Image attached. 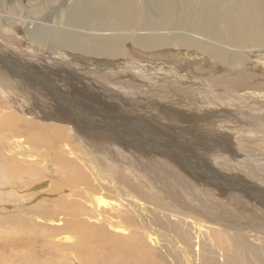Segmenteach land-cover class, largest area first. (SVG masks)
I'll return each mask as SVG.
<instances>
[{"label":"bare ground","instance_id":"bare-ground-1","mask_svg":"<svg viewBox=\"0 0 264 264\" xmlns=\"http://www.w3.org/2000/svg\"><path fill=\"white\" fill-rule=\"evenodd\" d=\"M35 1L32 8L28 10L32 15L43 13L47 0ZM62 21L61 23L76 28L78 33L49 29L47 37L52 44L97 58H108L113 66H110L112 68L111 75L116 77L132 75L135 77L137 74L140 78L150 79L153 73L154 79L156 77L158 80L155 75L162 73L170 75V78L177 81L189 95H201L202 97L195 99L198 102L214 101L213 96L216 95L218 88V91L223 89V93L233 95L242 101L245 99L246 109L264 111V0H81L66 10ZM38 24L34 30L28 32L37 43H39V39L44 41L39 37ZM171 46L184 52L171 55V57L164 56L162 49L165 50ZM35 59L16 53V50H13L7 43L0 42V149L6 152L0 153V181L6 179V183H10L12 177L20 179L18 186L12 184L7 187L0 183V216L5 212H13V209L16 208L12 207L19 206L27 212V221H33L43 226L40 229L47 230L51 227L49 218H54L57 215L60 220L55 222L57 227H53V229L65 230L75 223L82 226V237L86 235V232L87 234L94 233L86 224L89 219L98 218L101 222L97 225L104 234L100 241L106 245L88 248L91 258L97 264H170L168 259L164 258L162 250L152 247L146 242L144 234L145 211L148 210V206L157 210V207L163 208L167 205V208L176 212L178 210L179 213L187 210V213L196 214L189 218L192 219V223L196 222L195 225L198 223L199 228H197L203 229L204 234L202 235H205L209 240L208 244H204V250L219 255L220 260L214 256L216 259L214 264H264V245L252 242L244 236L243 232H239V236L243 239L242 243H237L230 238L229 231L234 227L239 228L240 223L243 225L252 223L251 226H254L252 232L264 235V219L262 218L264 214L253 206L249 208L246 204L250 202L243 199L245 201V205H241L243 218H238L232 216V213H228L229 210L213 199L210 203L214 206L207 205L206 199L208 198L200 197L194 186L191 188L192 192L201 198L199 207H194L189 203L187 205L181 196V202H179L178 195H176L177 200L174 199V202L167 203L164 198L166 200L172 198V194L174 195L175 192L173 193V189L166 188V186H159L157 193L143 197V190L139 189V185L143 184L142 181L138 177L135 184L130 175L140 177L143 173L152 175L154 171H157L154 170L156 166L151 165L147 170V168L142 169L143 165L141 166L137 159L138 163L137 161L135 163L138 166H134L133 161L130 163L128 160H131L132 157L128 155L130 152L126 155L123 153L127 149L123 141L119 148L123 149V152L120 153H105L103 151L98 154L84 153L85 149L73 147L72 144L75 142L81 144L82 147L86 143L93 145L89 139L82 137V130L85 127L90 131H95L94 127L98 128L99 123L77 118L78 101H82V105H86L90 104L91 100L83 97V99L74 101L66 93H62L59 90L60 86L69 90L72 96V92L75 90H78L82 95L84 91L81 92L78 84L72 81L75 76L68 71L63 76L64 70L62 71V69L59 75L56 73L57 70H49L44 71L45 74L41 77L43 70L40 68L46 66L43 64L37 68V65L33 64ZM78 60L76 58L74 62L81 70L87 66L89 70L99 67L97 71L100 72L109 66V63L108 65L102 63L98 66L97 61L92 65H84ZM252 68L255 71H252ZM53 76L57 80H65L67 83H61L62 85L59 86ZM137 78H133L132 81ZM133 83L126 80L128 87H135V83ZM50 92L54 93L50 94ZM173 95L174 93L166 97L169 96L168 98L172 100ZM250 104L253 106L251 107ZM27 107L31 111H36L37 116L41 119L30 118L22 114L30 112ZM57 115L63 117L60 119L67 120L66 125L53 122L54 119H57L55 117ZM48 117L53 120H49ZM80 117L82 116L80 115ZM115 132L118 139L122 137L127 139L123 136L126 133L133 135L129 129L125 134H123V130ZM88 136H90L89 133ZM135 136L140 138L139 135ZM103 138L109 141L108 137ZM212 138L215 139V137ZM141 141L145 143L138 145L130 143L129 147L138 151L147 145L150 147L147 150L152 152L157 149L159 152L171 149L167 150L170 153L161 151L168 158L171 154L173 155L175 150L167 145L165 147L158 146L160 142L154 139L143 140L141 138ZM147 141L155 143H147ZM116 143L118 142H114V144ZM114 144H110L111 151L116 149L112 147ZM119 144L121 145V143ZM93 146L96 147V145ZM45 147L48 152L55 153L52 157L59 168L57 176L51 180L62 182L61 185L53 188L58 192V196L53 199L52 207L48 206V196H46L48 195L47 181L41 182L46 176L40 172H33L46 169V157L49 156L45 155ZM76 151L84 154H77ZM132 153L134 154V152ZM27 157L33 159L28 160ZM168 158L166 159L172 160V158ZM255 161L257 162V159ZM188 162L185 165L189 166ZM51 163L47 166L48 170H50ZM215 168L213 164H209L207 169L197 167V172L204 170L207 173L203 171L201 176L195 175L196 180L204 179L205 182L211 181L222 186L219 183L221 174ZM162 169L164 168L162 167ZM53 170L51 169L49 172L51 173ZM65 174L66 177L63 178L62 176ZM158 178L162 180L159 176ZM30 179L33 183H30ZM69 186H73V188L69 189L70 193L67 195L66 188ZM229 186L240 192L233 184ZM28 187L29 189H27ZM225 188L227 187L225 186ZM106 191L113 197L119 198L114 200L103 197ZM246 192L245 189L244 193ZM133 193L140 199L132 200ZM158 193L162 194L160 195L163 199L158 197ZM97 196L99 197L96 198L94 204L93 198ZM143 198L145 199L143 200ZM33 200L35 201L33 202ZM30 201L33 203H29ZM239 202L243 204L242 199H239ZM12 203L14 204L12 205ZM192 207L194 208L192 209ZM214 210L216 212H213ZM175 228L181 231L177 224ZM223 235H226L229 241L222 238ZM154 238L157 243L153 242ZM57 239L61 246H69L70 243H73V235L69 232L61 233ZM148 239L153 242V246L163 247L159 237L150 235ZM159 243L161 246L158 245ZM99 249H102L100 251L102 256L94 257L93 253ZM196 249L199 248L196 247ZM180 261H178L179 264ZM88 262L83 261V264H88Z\"/></svg>","mask_w":264,"mask_h":264},{"label":"rangeland","instance_id":"rangeland-1","mask_svg":"<svg viewBox=\"0 0 264 264\" xmlns=\"http://www.w3.org/2000/svg\"><path fill=\"white\" fill-rule=\"evenodd\" d=\"M34 1L0 0V42L3 44L7 43V45L12 47L13 50H16V53L18 52L27 57L29 56V58L35 59L36 57H40L36 58L33 64H36L37 68L41 67L43 64V66H46L40 68L43 70L41 77L44 76V71L47 72L49 70H57L56 73L59 75L61 69L62 71L64 70L62 73L63 76L66 75L67 71L75 76L72 78V81L78 84L81 92L84 91L83 95L79 94L78 90L72 92L73 96L70 95L69 90L60 86L62 85L61 83L65 84L67 81H59L55 76H53V79L59 84V90L73 98L74 101L83 99V97L89 98V100H91L90 104L82 105V101H78L79 111L77 118L80 120L86 119L87 121H97L99 125L98 128L94 127L95 131H90L84 127L82 130L83 133L81 134L83 138L89 139L93 145H96V147L88 145L86 141V144H84L85 146H83L84 148L81 144H78V142L73 143V147H80L83 150L85 149L84 153L98 154L102 153V151L105 153H120L123 152V149L121 150L119 148H121L122 143L124 142L127 149L124 150L123 153L126 155L130 152L128 155L133 159L130 158L131 160H128L130 163L131 161L135 163L138 160L141 163V166L143 165L142 169L147 168L148 170L150 166L153 165L156 166L154 170H157L158 172L161 170L159 173L154 171L152 174L153 176L151 174L143 173L141 177L137 175L136 177L135 175L127 173L133 178L135 184L138 177V179L142 181L141 183L143 184L139 185V189L143 190V197L157 193L159 186H166V188L173 189V193L175 192L174 195L172 194V198L167 200L164 198L167 203L170 201L174 202V199L177 200L176 195H178L179 202H181V196L182 199L186 201L187 205L189 203L194 207H199L200 205L198 204L201 199L200 197L208 198L206 199L207 205L214 206L210 203L213 199L215 202L222 204L227 210H229L228 213H232V216L243 218V207H241V205L244 206L246 201L248 203L250 202L249 204H246L249 208L253 206L264 214V208H262L264 207V111L258 112L255 110H248L244 105L246 104V102H244L246 101L245 99L242 101L240 98L233 95L230 96L223 93V89L218 91V88L216 95L213 96V98H215L214 101L208 100L205 103L198 102V100L195 99H199L202 97L201 95H189V93H186L185 90L182 89L177 81L170 78V75H164L162 73L155 75L158 77V80H156V77L154 79L153 73L152 78L150 79L146 77L140 78L137 74L135 77L132 75H127V77H116L111 75V67L113 66L108 58H97L83 52L79 53L74 50L59 48L54 46L51 40L47 37L49 29L57 31L68 30L74 33L77 32L76 28L70 27L61 22L64 20L66 10L73 7L81 0H47L45 11L43 13L32 15L28 9L32 8L33 4L38 3L37 1L34 3ZM23 20L28 21L24 22ZM36 24H38L39 37L44 39L43 42L39 39V43H37L34 41L35 38L28 33L34 30ZM183 52L184 51L181 52L179 48H173V46L166 48L165 50L162 49V53H164L163 55L170 57L171 55H176L178 53L182 54ZM76 58H78V61L84 65H92L97 61L98 66L102 63H106V65L109 63V66L105 68L102 67L104 70L100 72L97 71L99 67L89 70V67L87 66L83 67L81 70V68H79L74 62ZM251 70L255 71L254 68ZM164 77L167 78L165 79ZM133 78L137 79L132 81ZM127 79L132 83L134 82L135 87L126 86ZM132 88L134 90L136 89V91H132ZM53 93L54 92H50V94ZM172 93H174V97L170 100L168 98L169 96H166ZM172 101H174L173 103L175 104H173ZM250 106L252 107L253 105L250 104ZM27 109L29 108L27 107ZM22 114L27 115L30 118L41 119L37 116L36 111L30 110V112H23ZM80 115L82 117H80ZM55 117L57 119L53 120L50 117H48V119L50 118L49 120H53V122L60 125H66L67 120L60 119L63 117L58 115ZM127 129H129L133 135H139L140 138L135 135H128L126 133ZM116 130H123V134L126 133L123 136H125L128 141L124 137L121 139L116 138ZM88 133L91 137L88 136ZM105 136L108 137L107 139H109V141H106V139L103 138ZM212 137H215V139ZM141 138L143 140L154 139L160 142L158 146L165 147V145H167L169 148H174L173 155L171 154L169 157L172 158V160L169 159L167 155V157L164 156V153L161 152H168L167 150L171 149H164L160 152L157 149V152L155 150L152 152L151 150H147L150 148L147 145H142L144 149L138 151L129 147L130 143H135L137 145L143 143L144 141L142 142ZM114 142L118 143L114 144ZM119 143H121V145ZM147 143L155 142L147 141ZM110 144L115 145L112 146L116 148L114 151H111ZM2 151L0 149L1 154ZM132 152H134L135 155ZM174 152L176 153L174 154ZM3 153L6 152L3 151ZM76 153L84 154L77 151ZM54 154L55 153L48 152L45 147V155L49 156L48 158L46 157V169L33 171L43 173L44 176H46L41 182L47 181L48 195L46 196H48V206L50 207H52L53 199L58 196V192L53 188L62 184V182L51 180L54 179V176H57L56 174H58L59 171L56 161L52 157ZM179 155L182 156V159ZM26 159L30 160L33 158L27 157ZM256 159L257 162L255 161ZM158 160L160 161L157 162ZM187 161H189V166H187V164L185 165ZM133 162L132 165L134 164ZM49 163H51L49 169H54L51 173L47 168ZM209 164H213L216 167V171L221 174V181L219 183L222 186L214 184L211 181L205 182L204 179L196 180L195 175L198 174L201 176V172L204 171L197 172V167L200 169L203 167L207 169ZM135 165L137 164L135 163L134 166ZM162 167L164 169H162ZM168 168H171V170ZM204 173L207 172L204 171ZM168 175H170V178ZM154 176L155 178H153ZM158 176L162 180H160ZM62 177L65 178L66 174ZM12 178L13 179L10 183H6V179L0 181V183L7 187H10L12 184L18 186L20 179L17 177ZM216 181L214 182L217 183ZM30 183H33L31 179ZM231 184H233L241 193L236 191L234 187L229 186ZM192 186L196 188V192H198L200 197H197L195 193L192 192ZM225 186L227 188H225ZM72 188L73 186L66 188L67 195L70 193L69 189ZM27 189H29V187ZM245 189L247 190L246 193H244ZM188 190L190 191L188 192ZM160 194L158 197L162 198V194ZM257 196L260 197L258 198ZM98 197L99 196L93 198L94 204ZM103 197L114 200L119 198L113 197L107 191L103 194ZM23 199L24 196L22 197V200ZM131 199L139 200L140 198L133 193ZM144 199L145 198H143V200ZM239 199H242L243 204L239 202ZM34 201L35 200H33V202ZM31 202L32 201L29 203ZM87 202L90 204L89 201ZM13 204L14 203H12V205ZM167 207V205L166 207L163 206L164 209L157 207L156 210V208L148 206V210L145 211L146 225L144 226L146 242L152 247L162 250L164 258L168 259L170 264H179L178 261L180 260L182 264H214V262H216L214 256L220 260L219 255L211 254V252H207L209 250H204V244H208L209 240L206 239L205 235H202L204 234L203 229H198V223L195 225L196 222L192 223V219L189 218L196 216V214L187 213V210L179 213L177 207H175L177 212L175 210H170ZM194 207H192V209ZM12 208L16 209H13V212H5L0 216V264H83V261H89L88 264H97L91 258L88 248L93 246L104 247L106 245V243L104 244L100 241L104 234L100 231L97 225L101 222L98 218L89 219V222L86 224V226L94 233L87 234L86 232V235L82 237V226L75 223L71 224L70 227L65 230L53 229V227H57L55 222L60 220L57 215H55L54 218H49V225H51L50 229L43 230L40 229L43 226L38 225L33 221L29 222L26 220L28 214L25 209H22L19 206H14ZM261 209L263 210L261 211ZM213 212L216 211L214 210ZM262 218L264 219V216H262ZM83 220H86V218H83ZM176 224L178 225V228H181V231H178L175 228ZM251 225L252 223H250V225H243L240 223V225H238L239 228L234 227V229L229 231L231 234V240L237 243H242L243 239L239 236V232H243L245 233L244 236L248 237L252 242L264 245V235L252 232V227L254 226ZM248 229L249 231H247ZM106 230L108 229L106 228ZM68 232L73 235V243H70L69 246L59 245L57 239L58 235ZM150 235L159 237L161 239L160 243L163 247H157V245L153 246L152 243L157 242L155 238V240L151 242L148 239V236ZM222 238H225L226 240L229 239L226 235H223ZM166 239L167 241H165ZM160 243L158 245H160ZM196 247L199 249H196ZM101 250L102 249L95 251L93 256L95 257L97 255V258H100L102 256L100 253ZM99 260L101 261V259Z\"/></svg>","mask_w":264,"mask_h":264}]
</instances>
